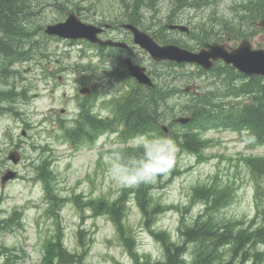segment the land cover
I'll list each match as a JSON object with an SVG mask.
<instances>
[{"label": "rangeland", "instance_id": "1", "mask_svg": "<svg viewBox=\"0 0 264 264\" xmlns=\"http://www.w3.org/2000/svg\"><path fill=\"white\" fill-rule=\"evenodd\" d=\"M242 1L176 5L175 0H157L155 11L142 8L140 21L171 42L193 46L197 42L192 33L168 26L180 23L191 29L202 21L222 23L232 15L245 19L264 8V0H255L246 14H236L233 5ZM121 2H31L33 9L23 24L29 56L16 60L9 69L13 78L9 75L7 83H0V89L14 83L18 94L0 112V178L8 169L17 172L3 186L0 183V264H169L165 254L169 242L181 245L180 264H192L195 242L185 240L181 229L193 228L198 218H206L199 217L202 213L252 232L262 227L264 232V170L253 172L246 162L249 157L264 158V145L253 144L243 132L205 130L201 136L207 138V146L198 155L177 145L176 133L185 129L179 124L165 137L156 131L127 140L114 132L72 143L65 138L64 127L75 123L81 103L94 115L111 117L115 99L124 95L131 80L120 50L50 37L43 28L63 20L71 10L85 22H120L126 13ZM217 26L223 35L226 31ZM140 27L152 32L143 23ZM243 28L256 47L264 46L258 44L262 30L247 24ZM112 33L130 39L123 29ZM130 52L135 63L146 67L155 90L170 95L159 105L161 122L170 125L176 116L188 114L183 106L191 94L184 88L195 84L204 88L209 82L205 73L198 74L192 64L154 62L137 45ZM84 85L92 88L88 95L78 91ZM143 89H136V98ZM11 150L21 154L17 164L7 158ZM208 191L216 193L209 198L211 203ZM118 199L122 203L118 212L104 213L98 202ZM58 237L78 262L68 263L53 254L52 241ZM219 250V258H225L222 264H264V237L234 253L229 247Z\"/></svg>", "mask_w": 264, "mask_h": 264}, {"label": "trees", "instance_id": "2", "mask_svg": "<svg viewBox=\"0 0 264 264\" xmlns=\"http://www.w3.org/2000/svg\"><path fill=\"white\" fill-rule=\"evenodd\" d=\"M0 12L9 20H3L0 25V83H7V76L13 78L9 71L11 65L18 59L28 58L30 48L26 47V29L24 23L28 20L29 10L33 9V5L29 9L30 0H1ZM253 1L243 0L235 2L233 8L236 14L241 12L246 14L253 8ZM32 2V0H31ZM157 0H122L121 8L126 11L125 19L140 26L143 23L144 28H152L150 25H145L140 21V16L143 15L142 8L153 11L156 10ZM176 5H197L199 0H175ZM63 6H65L63 4ZM66 7V6H65ZM152 16V14H151ZM238 16V15H237ZM247 18L236 19L233 15L225 17L222 23L216 21H202L196 23L191 28L190 33L194 36L195 45H180L187 48H195L202 46L208 42L222 40L225 35L218 33L220 28L229 33L232 39H239L243 36H249L250 32L243 28V25H251V21L258 17H264V8L254 11L251 15H245ZM242 17V15H239ZM147 19V18H146ZM151 34L159 42H171L166 35L159 33L152 28ZM176 42L177 41H173ZM25 55V56H24ZM169 63V62H167ZM172 64L173 63H169ZM198 74L205 73L209 82L204 88H200L195 93L191 94L183 106L190 115L191 120L184 125L185 129L176 133V143L181 150L188 153L198 155L207 146V138H202L201 134L207 129L224 128L238 132H243L253 144L264 145V77L261 75H243L231 66H225L219 63L211 71L204 72L197 68ZM168 76V75H167ZM162 86L166 84V78ZM4 80L2 81V79ZM15 84L7 89H0V112L4 111L12 105L18 94L14 93ZM161 86V89L163 87ZM169 93L159 94L155 87H144L136 98V90L121 97L117 102V110L115 117L124 121L127 131L126 136L130 137L137 134H151L158 131L165 137L159 127V122L162 119L159 111V105L162 100L169 97ZM172 96V92H171ZM185 113V112H184ZM89 120V119H88ZM90 122V121H89ZM88 124V121L86 122ZM96 133L108 131L112 128V123L107 120L96 121ZM172 134V133H171ZM72 142L83 138V134L71 132L67 135ZM248 167L253 172H262L264 170V158H247ZM216 193L207 192L206 198L211 203V199L215 198ZM103 207L104 213L110 209L117 211L122 208L121 200L116 202L106 203L103 200L98 201ZM55 204V201L51 202ZM113 206V207H112ZM203 220L196 221L193 228L184 226L181 233L185 240L195 242L193 250L196 254V260L192 264H222L223 257H220V246L229 247L233 253L237 250H243L249 246L251 241H261L264 237V232L259 227L254 232L247 230L246 227L233 225V223L219 222L211 219V215L199 217ZM128 240V238H127ZM53 254L63 258L68 263L78 262L77 255L68 251L61 243L59 237L56 241H52ZM128 244V242H127ZM130 246V245H129ZM134 253V252H133ZM181 245L166 243L165 254L169 264L183 263ZM246 254V253H245Z\"/></svg>", "mask_w": 264, "mask_h": 264}, {"label": "water", "instance_id": "3", "mask_svg": "<svg viewBox=\"0 0 264 264\" xmlns=\"http://www.w3.org/2000/svg\"><path fill=\"white\" fill-rule=\"evenodd\" d=\"M255 24L264 27V19L256 21ZM122 26L132 31L133 42L145 49L154 61L168 60L180 64L184 62L195 63L203 69H210L214 62L222 60L226 65L233 66L243 74L264 76V48H254L248 38H242L236 47L229 45V37H227L226 41L222 43H208L197 51H192L177 44H159L151 34L138 29L133 24L124 23ZM170 28L188 31L185 25L180 24L171 25ZM100 31V27L82 22L74 12H70L64 21L47 25L45 28V33L48 35H57L73 40L86 39L100 45L126 47L123 42L100 39L97 35ZM126 64L130 74L139 83L152 85L150 77L145 72V67L133 64L130 58L126 59ZM83 91L84 89H81V92ZM189 120L190 116H179L174 119V122L186 124ZM162 128L167 130L165 125H162ZM7 158L13 163H17L20 160V154L17 151H10ZM15 176L16 172L8 169L1 176V185Z\"/></svg>", "mask_w": 264, "mask_h": 264}, {"label": "flooded vegetation", "instance_id": "4", "mask_svg": "<svg viewBox=\"0 0 264 264\" xmlns=\"http://www.w3.org/2000/svg\"><path fill=\"white\" fill-rule=\"evenodd\" d=\"M107 22H103V23H100V26H104L102 32H101V36L104 37V38H107V37H110V38H113V39H120V40H124L123 38H121V35H115L113 34L112 32L113 31H117L120 29V23L116 24V23H107ZM126 33L129 35V33L126 31ZM126 41H129L128 39H125ZM134 47V45L130 44L128 46V48L126 49V53L132 58L131 56V52L130 50ZM81 83V82H80ZM86 110L87 109H84V113H83V116L82 117H77L76 119V122L78 123L79 121H86L87 119H89L90 121V127H89V132H92L94 129H95V123H96V117H92V116H89V118H87V116H84V115H87L86 113ZM78 131L82 130L84 131L86 128H82V127H77L76 128ZM120 133L123 132L122 128L118 127V129ZM223 259H225L223 257Z\"/></svg>", "mask_w": 264, "mask_h": 264}, {"label": "bare ground", "instance_id": "5", "mask_svg": "<svg viewBox=\"0 0 264 264\" xmlns=\"http://www.w3.org/2000/svg\"><path fill=\"white\" fill-rule=\"evenodd\" d=\"M12 2H15V1L13 0ZM28 4H29L28 8L30 9V7H31V0H30V2ZM3 20H9V19H8L7 16L5 18V16H3V14L0 12V25L3 23ZM220 248H221V246H220Z\"/></svg>", "mask_w": 264, "mask_h": 264}]
</instances>
